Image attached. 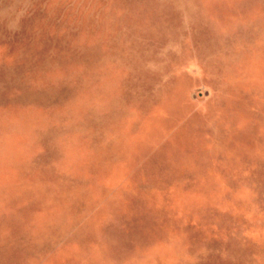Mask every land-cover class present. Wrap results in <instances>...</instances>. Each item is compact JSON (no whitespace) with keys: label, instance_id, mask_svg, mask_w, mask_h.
<instances>
[{"label":"rangeland","instance_id":"374dc122","mask_svg":"<svg viewBox=\"0 0 264 264\" xmlns=\"http://www.w3.org/2000/svg\"><path fill=\"white\" fill-rule=\"evenodd\" d=\"M0 264H264V0H0Z\"/></svg>","mask_w":264,"mask_h":264}]
</instances>
